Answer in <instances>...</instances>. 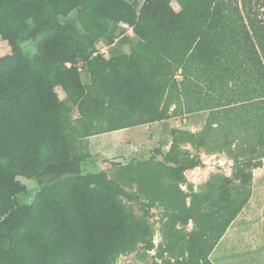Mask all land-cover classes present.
<instances>
[{
	"label": "rangeland",
	"instance_id": "1",
	"mask_svg": "<svg viewBox=\"0 0 264 264\" xmlns=\"http://www.w3.org/2000/svg\"><path fill=\"white\" fill-rule=\"evenodd\" d=\"M42 1L0 0V164L24 185L16 193L18 203L32 207L30 217L13 230L16 249L35 264H98L104 247L116 245L126 248L115 254L114 264H230L229 259L245 264L237 258L244 248L238 250L229 236L222 246H213L207 260L189 256L183 240L194 224L166 206H179V194L170 189L162 195L157 174L139 175L148 167L137 163L165 154L177 131L201 129L208 112L106 130L108 121L129 124L151 109L146 105L149 88L135 78L136 71L147 68L149 50L132 24L114 20V0L103 2L104 36L98 40L84 38L77 10L39 28ZM125 1L135 3L139 12L146 0ZM167 2L180 11L176 0ZM74 36L81 38L82 52ZM110 93L118 95L110 107L119 109L117 120L104 117L94 129L77 105L97 101L95 109L103 113L106 106L100 102ZM190 151L200 159L201 176L195 182L185 177L183 193L197 191L211 174L231 175L235 164L226 150ZM221 157L231 160L224 169L217 162ZM69 158L78 174L40 181ZM116 168L119 182L112 180ZM110 182L122 190L109 196L102 186ZM10 215L0 191V222ZM240 240L244 243L243 234Z\"/></svg>",
	"mask_w": 264,
	"mask_h": 264
},
{
	"label": "trees",
	"instance_id": "2",
	"mask_svg": "<svg viewBox=\"0 0 264 264\" xmlns=\"http://www.w3.org/2000/svg\"><path fill=\"white\" fill-rule=\"evenodd\" d=\"M104 1L107 0H43L39 28L77 10L84 38L102 39ZM167 1L146 0L139 12L135 3L113 1L114 20L132 24L135 34L149 50L147 68L136 71L135 78L149 88L151 95L146 105L151 109L131 118L129 124L108 121L111 126L106 130L181 113L208 112L198 131L176 132L163 161L153 157L137 163L148 167L140 176L153 178L157 174L159 186L165 192L162 195L170 189L177 191L180 205L169 203L167 209L174 214L181 211L184 221L192 220L194 224L183 246L192 258L207 260L213 246L248 201L252 168L261 165L264 156V0H176L180 5L178 12ZM73 43L82 52L84 45L79 36L73 37ZM126 74L123 70L124 80ZM117 98V94L110 93L107 101L100 102L106 106L103 113L96 111L97 101L87 104L80 100L77 109L96 129L95 125L104 117L117 120L119 109L110 108ZM187 146L208 153L226 150L235 164L231 175L211 174L197 191L183 193L180 184L186 181L184 171L200 163L197 154ZM69 159L50 171L49 177H40V181L54 180L63 173L78 174L79 167ZM131 172L135 179L136 169L132 168ZM118 174L117 168L112 171L113 181L119 182ZM115 182L102 186L109 196L112 191L122 190ZM22 188L24 185L16 179V174L0 164V191L8 200L11 214L0 222L3 264H35L14 245L13 230L32 212L31 206L17 201L16 193ZM187 196H190L188 205ZM123 249L119 245L104 247L98 264H114L115 254Z\"/></svg>",
	"mask_w": 264,
	"mask_h": 264
},
{
	"label": "crops",
	"instance_id": "3",
	"mask_svg": "<svg viewBox=\"0 0 264 264\" xmlns=\"http://www.w3.org/2000/svg\"><path fill=\"white\" fill-rule=\"evenodd\" d=\"M251 172L250 197L217 245L222 246V242L229 241V236L238 250L244 248L243 253L237 250L240 253L237 258L243 257L245 264H264V156L261 165L252 168ZM240 234L244 236V243L240 240ZM229 262L235 264L233 259H229Z\"/></svg>",
	"mask_w": 264,
	"mask_h": 264
},
{
	"label": "built area",
	"instance_id": "4",
	"mask_svg": "<svg viewBox=\"0 0 264 264\" xmlns=\"http://www.w3.org/2000/svg\"><path fill=\"white\" fill-rule=\"evenodd\" d=\"M214 156H217V155L214 154ZM217 162L219 163L220 166H222V168H223V164H225V163L231 164V160H229L228 158H225V157H221L220 159L217 160ZM200 169H201L200 166L188 168L184 171V175H185V177H187V179L189 181L195 182L197 177L201 176ZM228 169H230V168H228ZM180 186H181V188L185 189L187 185L182 183V184H180Z\"/></svg>",
	"mask_w": 264,
	"mask_h": 264
},
{
	"label": "water",
	"instance_id": "5",
	"mask_svg": "<svg viewBox=\"0 0 264 264\" xmlns=\"http://www.w3.org/2000/svg\"><path fill=\"white\" fill-rule=\"evenodd\" d=\"M157 159H158L159 161H163V160H164V156H163V155H158Z\"/></svg>",
	"mask_w": 264,
	"mask_h": 264
}]
</instances>
